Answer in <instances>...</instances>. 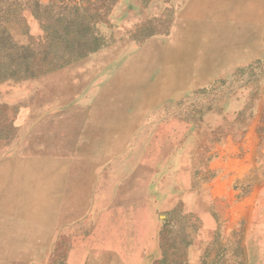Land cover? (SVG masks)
Wrapping results in <instances>:
<instances>
[{
  "label": "rangeland",
  "instance_id": "374dc122",
  "mask_svg": "<svg viewBox=\"0 0 264 264\" xmlns=\"http://www.w3.org/2000/svg\"><path fill=\"white\" fill-rule=\"evenodd\" d=\"M38 1L79 45L5 27L55 66L0 51V264H260L264 0Z\"/></svg>",
  "mask_w": 264,
  "mask_h": 264
},
{
  "label": "trees",
  "instance_id": "16d2710c",
  "mask_svg": "<svg viewBox=\"0 0 264 264\" xmlns=\"http://www.w3.org/2000/svg\"><path fill=\"white\" fill-rule=\"evenodd\" d=\"M52 3V2H51ZM48 9L47 6L43 7L42 4L38 0H0V51L6 52L8 55V58L10 55L13 54V57H17L21 60V63L24 64V69L26 71L32 72L34 69V65L38 66L36 67V72H39L41 74L45 71H50L55 66L54 60L51 59L50 61H47L48 58V52H45V55L42 58H39L41 60V63L44 65H36L35 59L29 60L31 56L32 49L24 46H17L12 43L10 37L6 34L5 27L9 22H16V23H25L24 20H21L20 16L25 13H29L34 20H39V25L41 29L43 30V33L46 35L41 37V40H49V37L55 35V40L59 41L60 45L66 44L70 45L69 47L73 45H79L77 40L69 39V35H71L72 32H70L66 27H59L58 29H54L52 31V34H48V26L47 22L40 21V17L44 16V13ZM63 20H58V23H61ZM75 23L74 22H69ZM63 25V22L60 26ZM73 25V24H72ZM77 34V33H76ZM47 47V46H46ZM63 60V59H60ZM32 75V73H31Z\"/></svg>",
  "mask_w": 264,
  "mask_h": 264
},
{
  "label": "crops",
  "instance_id": "0c3cea01",
  "mask_svg": "<svg viewBox=\"0 0 264 264\" xmlns=\"http://www.w3.org/2000/svg\"><path fill=\"white\" fill-rule=\"evenodd\" d=\"M241 201L242 205L246 204V206L249 204V202L252 203V213L254 217L256 208H264V187H260L259 189L253 187L251 193L245 197H242ZM250 232L251 236L247 241V250L250 254L249 256L252 257L250 262L264 264V225L259 229L258 236L253 227ZM256 257L258 259H255Z\"/></svg>",
  "mask_w": 264,
  "mask_h": 264
}]
</instances>
